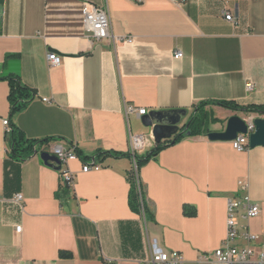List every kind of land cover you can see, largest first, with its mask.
<instances>
[{"label":"crops","instance_id":"1","mask_svg":"<svg viewBox=\"0 0 264 264\" xmlns=\"http://www.w3.org/2000/svg\"><path fill=\"white\" fill-rule=\"evenodd\" d=\"M87 6L108 11L111 38L87 32ZM50 53L60 66L49 65ZM10 77L36 94L15 115ZM202 102L218 120L211 132L237 113L264 118L218 105L264 106V0H0V264H153L154 241L195 264L223 245L241 181L261 211L249 229L263 234L264 147L238 152L232 142L186 137L140 170L151 219L130 206L134 162L120 155L132 152V137L144 139L138 154L158 145L138 111L189 118ZM11 124L40 143L25 160L11 154ZM52 146L77 147L74 189L42 160ZM99 153L112 155L94 160ZM93 162L101 170L83 172Z\"/></svg>","mask_w":264,"mask_h":264},{"label":"built area","instance_id":"2","mask_svg":"<svg viewBox=\"0 0 264 264\" xmlns=\"http://www.w3.org/2000/svg\"><path fill=\"white\" fill-rule=\"evenodd\" d=\"M131 2L142 4L143 0H129ZM86 30L95 40L101 41L109 39L112 36L111 19L108 11L103 7L87 6L83 12ZM225 20L233 25L239 24L237 14L231 10H226ZM183 58L181 52H177L175 59ZM49 65L58 67L62 64V59L56 54L50 53L48 56ZM248 91H252L254 85L249 83L246 85ZM130 111H133L131 108ZM138 114L144 116L147 114L145 109L139 110ZM5 126L9 125L8 121L4 122ZM10 132V129H7ZM255 132L253 120L247 121V133L239 134L232 142L233 147L238 152H247L249 150L250 135ZM132 154L141 152L145 148L144 139L142 137L131 138ZM52 154L60 163L59 170L61 181L70 189L75 188V178L69 171L68 165L71 161L77 160L78 150L76 146L69 149L63 147L52 146ZM134 162V161H133ZM67 167V168H66ZM102 166L96 162L87 164L83 167V172L91 170L99 171ZM135 168V162H134ZM136 169V168H135ZM137 192L141 203L142 214L145 218V204L147 205L145 188L140 177H136ZM241 196L228 201L227 206V222H226V238L223 245L211 254H203L195 264H264V233L255 234L249 229V222L256 219L260 215V207L255 204L249 195V186L246 182L239 183ZM1 199V195H0ZM15 201L19 204L23 201V195L18 194ZM21 227L16 231L20 233ZM152 262L153 264H192L188 262L179 252H166L161 249L154 241L152 244Z\"/></svg>","mask_w":264,"mask_h":264},{"label":"trees","instance_id":"3","mask_svg":"<svg viewBox=\"0 0 264 264\" xmlns=\"http://www.w3.org/2000/svg\"><path fill=\"white\" fill-rule=\"evenodd\" d=\"M10 86L9 93V103L11 105V114L15 115L21 110H23L30 102L35 99V92L30 90L26 86H24L19 79L10 77L6 79ZM211 105L208 102L200 103L195 112L188 118L187 123L181 129L180 133L174 137L171 141H166L162 144H158L153 150L147 151L142 154H132L129 152L128 154H121L120 157H129L131 160L135 162V168L130 171L128 175V180L131 185V192L129 195V202L132 210L138 214H142L141 203L139 200V194L137 192V181L136 177H140L141 168L149 163L151 160L156 159L161 151L170 147L172 145L177 144L182 139L186 137H195L200 135H207L210 130L211 125H214L218 122L217 119L212 118V116L207 112L206 108ZM219 106L229 109L232 111H244L247 113H260L264 115V106L256 107H248V108H240L238 105L233 103H218ZM10 132H8L7 138L9 143L11 144V154L20 160H25L27 156L35 151V146L39 145V142H30L26 140L20 130L14 125L11 124ZM78 152V151H77ZM112 155V153H99L94 160L97 158H102L103 156ZM80 153L78 152V157ZM87 160V159H86ZM85 160V161H86ZM68 190V187H67ZM65 192H68V191ZM145 218L146 220L151 219L150 211L145 204ZM60 257L63 259L72 258L71 254L61 252Z\"/></svg>","mask_w":264,"mask_h":264},{"label":"water","instance_id":"4","mask_svg":"<svg viewBox=\"0 0 264 264\" xmlns=\"http://www.w3.org/2000/svg\"><path fill=\"white\" fill-rule=\"evenodd\" d=\"M262 115V114H261ZM187 110H165L153 111L141 117L144 128L151 130L156 144H162L166 141H171L181 131L182 123L188 118ZM255 132L250 135L249 148L264 147V118L253 119ZM247 133V122L243 118L235 115L231 117L224 132L207 133L208 139L212 142H233L239 134ZM42 160L48 166L60 170V161L51 156L49 153L41 155Z\"/></svg>","mask_w":264,"mask_h":264},{"label":"rangeland","instance_id":"5","mask_svg":"<svg viewBox=\"0 0 264 264\" xmlns=\"http://www.w3.org/2000/svg\"><path fill=\"white\" fill-rule=\"evenodd\" d=\"M237 116H239V117H241V118L246 117L245 114H243V113H237ZM213 126H214V125H211V127H210L211 130L214 128Z\"/></svg>","mask_w":264,"mask_h":264}]
</instances>
